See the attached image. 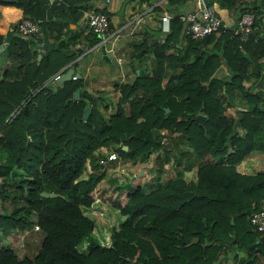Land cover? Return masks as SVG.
<instances>
[{
    "label": "trees",
    "instance_id": "1",
    "mask_svg": "<svg viewBox=\"0 0 264 264\" xmlns=\"http://www.w3.org/2000/svg\"><path fill=\"white\" fill-rule=\"evenodd\" d=\"M206 2L215 4L219 17L218 10L225 8L232 21L253 13V33L244 38L230 29L204 37L181 33L180 43L181 22L171 16L162 42L149 48L153 65L136 71V60L133 77L113 83L118 94L107 117L97 107L103 96L87 93L77 79L52 88L45 83L72 59L69 45L77 35L51 41L38 58L29 40L10 36L4 50L11 63L0 77V152L5 156L0 161V239L31 224L41 238L30 257L18 258L0 243V264H215L222 244L232 242L246 251L243 264L259 257L264 261V237L255 243L256 232L244 214L264 206V170H236L251 151L264 153V0ZM43 8V0H0V35L9 28L14 32L24 17L42 29ZM67 13L74 19L73 7ZM58 34L56 29L53 36ZM87 40L86 47L98 37L87 33ZM233 91L246 103L229 115L227 95ZM105 146L117 154L107 166L144 161L153 151L156 186L142 192L124 170L108 178L106 184L126 191L124 203L117 205L123 218L109 246L92 243L80 252L75 246L94 229L83 208L105 174L99 164L86 171L85 162L97 163L93 151ZM193 165L194 177L185 178L180 170ZM6 198L10 208H2ZM252 242L257 252L248 249Z\"/></svg>",
    "mask_w": 264,
    "mask_h": 264
},
{
    "label": "crops",
    "instance_id": "2",
    "mask_svg": "<svg viewBox=\"0 0 264 264\" xmlns=\"http://www.w3.org/2000/svg\"><path fill=\"white\" fill-rule=\"evenodd\" d=\"M76 1L78 5H82L83 3H85L86 6L83 7L73 6V3H70V0H43L44 8L41 9V11L43 17L42 21L45 22V26L44 27L42 26V29L39 26L37 27L40 28L41 31L45 30L46 35L50 36L47 39V37L45 38L44 32L42 33L43 40L47 42V44H49V47L46 46V49L51 47L50 44L51 41L54 42L60 38L64 39L69 35H77V38L74 40V42L70 43V45L68 44L69 46H73L72 50L77 51L78 56H81L82 54H94L97 52V49H99L100 51V47L99 46L94 47L96 42L86 47L88 40H87V32L84 29L85 26L87 27L85 22V16L91 10L99 9V10H103L106 13L108 18L107 35L109 36L113 35L115 38L117 37L121 38L119 47L120 48L124 47L127 50L128 56L124 62L126 64H124V67H122V69H119L118 71H116L115 69L109 70V68L108 70H104V69L97 70L96 68L93 74L92 73L86 74V76H90V79L87 81L88 83L85 85L84 90L90 94H95V93L97 94V90H98L99 91L98 93H100L101 96L102 95L104 96L108 93L107 91H105L106 89H108V82H107L108 80H106V78H111V77L116 78L117 81L116 80L113 81V83H115L126 78L127 74L128 75L130 74L131 78L133 77L134 75L133 65L136 62V60H139L138 68L135 69L136 71L139 68L140 69L150 68L153 65V59L149 54V48L155 42H159V41L162 42L166 32L168 31V30L163 31L160 27V17L162 15L167 16L168 19L167 22L169 27V21L171 16L173 15L178 16L180 14L186 13L192 10L194 7L192 0H183L179 4H173V5L167 4L166 0H107L105 4L103 0H98L96 5H93L92 3L93 0H79V1L76 0ZM212 4L215 5L214 3ZM69 6L73 7L75 10L74 19H72L73 18L72 15H69L67 13V8ZM64 9L66 13L64 14L63 18H60L59 16L62 13V10ZM218 11L221 14L220 16L222 17L223 20L227 21L229 24L232 22L233 19L228 14V11L225 8L219 9ZM260 21H261L260 23L261 26H263L264 28V15L261 17ZM49 27L52 28L51 33L47 32V28ZM56 29L60 31L58 37L53 36L55 34ZM181 31H179L178 33V40H177L180 43H182V39L180 36L181 33H183ZM4 35L5 34H3L2 36ZM34 52L36 53V57H37V52L36 51ZM44 52L45 50L41 52L38 57H40V55H42ZM139 53L145 56L143 57H141L142 55L138 56ZM102 55L105 59H107L105 52L102 53ZM77 57L75 59H77ZM117 57L120 58L119 55ZM120 60L121 58L118 61ZM75 61L74 59L69 60L68 62L58 67L54 72L60 70V72L62 73L66 68L71 67L72 72L78 74V72H75L72 67ZM10 63L11 62L6 54L0 55V77L2 75V70L7 66H9ZM91 66H93L92 56L85 63L84 70L86 72L89 71ZM52 74L45 80L46 85H50L51 88L53 86H57L53 84V79H51ZM78 77L79 76H77L76 79ZM257 158H259V156L256 157L255 160H257ZM243 165H244V159L240 161L238 164H236V170L245 173L243 169ZM4 207L7 208L3 203L2 208ZM3 238L4 237H1V239ZM248 249L249 250L253 249L254 252H257V250H255L253 242L250 243ZM245 258H246L245 250L238 249L236 247V244L233 242L225 243L222 244L221 250H219L218 254L216 255L215 264H243ZM263 263L264 261H262V257H259L253 264H263Z\"/></svg>",
    "mask_w": 264,
    "mask_h": 264
},
{
    "label": "rangeland",
    "instance_id": "3",
    "mask_svg": "<svg viewBox=\"0 0 264 264\" xmlns=\"http://www.w3.org/2000/svg\"><path fill=\"white\" fill-rule=\"evenodd\" d=\"M98 0H93V5H96ZM105 4V3H104ZM107 8V5H106ZM116 14V12H115ZM85 31L89 34H94L92 31L85 26ZM121 38H115L113 35L109 36L105 40V45H111L110 51H105V55L107 59H105L102 53L97 49V52L94 54H82L78 56V52L73 50L71 53L72 59H74L75 63L73 64V69L75 72H78L79 77L77 81L81 84V89L84 90L85 85L88 83L87 81L90 79V76H86V74H93L94 70L104 69V70H116L122 69L124 67L125 59L127 58V50L122 47H119ZM6 54L5 50L0 51V55ZM120 56L121 60L118 61L116 59L117 56ZM78 56V57H77ZM92 56L93 59V66L90 67L89 71L84 70L85 63L90 59ZM77 57V59H75ZM71 60V59H70ZM99 66V67H98ZM219 72L221 69H218ZM223 72V71H221ZM125 75V74H124ZM131 79L130 74L126 75V78L122 80ZM108 80V93L106 95H102L104 99L101 102H98L97 107L101 110V113L107 117L109 113L113 112L114 110V101L117 97V90L112 86L114 80L117 81L116 78H106ZM121 80V81H122ZM243 84H247L246 80L242 81ZM263 82V83H262ZM260 83H262V87L264 88V74L263 78H261ZM98 87V85H97ZM97 92H99L97 90ZM228 100L230 102V106L226 108L225 113L229 115H234V107L235 106H244L245 100L239 94L238 91H233L232 93L227 95ZM88 105V104H87ZM102 105H105V109L102 108ZM118 144V143H117ZM110 146L99 147V149L94 150V153H97V160L93 162V165L88 163V159L85 162L86 171L91 170L90 166L93 168H97L99 166H104L105 174L104 178L99 185H97L94 190L92 191L93 200L89 204L87 208H83L84 214H87L94 221V229L90 232L86 237L82 239V242L75 246L76 250L80 252H86L87 247L89 244L98 243L99 245L109 246L111 242V233L113 230L118 228V222L123 218V215L119 213V209L117 205L124 203L126 194L125 190H115L111 185L106 184V180L108 178H116V176H121L124 171H127L132 174V184L133 186L139 187L142 192H146L156 186V181L154 180V170H153V156L154 152L151 151L148 156L144 159V161H135V162H121L115 163L114 165L107 166L104 163H100L98 161L99 157H102L106 151L111 150ZM257 160L256 157H258ZM264 153L253 150L244 159L243 169L245 173H252L256 170H264ZM4 153L0 152V161L4 159ZM252 159V160H251ZM97 164V165H96ZM255 164V165H254ZM254 165V166H253ZM173 169L169 171L171 174ZM195 171V165H193L189 170H180L181 174L185 178H193ZM105 179V180H104ZM9 198V197H8ZM7 200L5 201V206L10 208V202ZM34 215V214H33ZM264 237V236H263ZM41 238V233L39 229L34 228V224L29 225L25 230H14L5 236L3 239H0L1 244L8 245L13 252L16 254L18 258L22 256L30 257L38 248L39 242ZM256 249V248H255Z\"/></svg>",
    "mask_w": 264,
    "mask_h": 264
},
{
    "label": "built area",
    "instance_id": "4",
    "mask_svg": "<svg viewBox=\"0 0 264 264\" xmlns=\"http://www.w3.org/2000/svg\"><path fill=\"white\" fill-rule=\"evenodd\" d=\"M104 3L107 0H103ZM193 9L178 15V19L182 24L181 30L183 34H188L192 37H204L210 33H217L219 31L231 30L232 34H237L240 38H244L247 33H253L256 25L253 24V13L243 12L238 18L230 24L219 17L215 11L212 3H207L206 0H192ZM168 19L166 15L160 17V27L163 31L168 30ZM85 22L90 31L98 37V44H102L105 51L111 50L112 42L109 46L105 45V40L109 37L107 35L108 18L102 10H91L85 16ZM15 31L19 35H37V25L29 17H24L19 20L15 26ZM120 58L117 57V60ZM60 70L54 72L51 79H55L60 74ZM77 75L70 74V79H76ZM14 109L8 114L7 120L10 119L14 113ZM163 138L161 139V141ZM117 158V154L113 150H108L102 157H99L100 163ZM247 221L252 226L257 236L255 243H260L264 236V206H260L247 214ZM34 228L37 226L34 224Z\"/></svg>",
    "mask_w": 264,
    "mask_h": 264
},
{
    "label": "water",
    "instance_id": "5",
    "mask_svg": "<svg viewBox=\"0 0 264 264\" xmlns=\"http://www.w3.org/2000/svg\"><path fill=\"white\" fill-rule=\"evenodd\" d=\"M37 32L38 33L35 36H33V35L24 36V35H19L17 32H13L11 30V28H9V30L5 33L4 36L0 35V50L7 46L9 37L11 35H16V36H19L21 38L28 39L29 40L28 46L31 47L32 50L37 52V57H38L41 52L46 50V46L49 47V44H47V42H45L43 40L42 32H41L40 28H38V27H37ZM96 46H99L100 51L102 53H104V48H103L102 44L99 45L98 41H97L95 43L94 47H96ZM71 73H73L72 68L71 67L66 68L62 73L59 74V76H57L55 79H53V84H55L57 86L60 85L62 81L68 80L70 78ZM76 75L79 76L78 74H76ZM77 96H78V88L74 89V91H73V98H77ZM88 110H89V106L85 105L83 107V110H82V116L83 117L86 116V114L88 113ZM239 116H240V113H238L236 118L234 119V124L237 123ZM228 149H229V147H228ZM39 195H41V196H46V195L52 196V195H54V193L53 192L40 191ZM248 212H249L248 210H245L244 214H248ZM250 248H251V246H250ZM255 250H257V249H255Z\"/></svg>",
    "mask_w": 264,
    "mask_h": 264
}]
</instances>
